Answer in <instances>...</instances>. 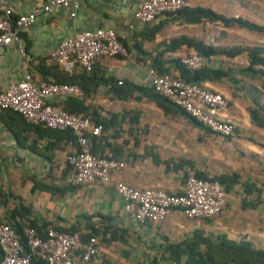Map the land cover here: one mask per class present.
I'll use <instances>...</instances> for the list:
<instances>
[{"label":"crops","instance_id":"crops-1","mask_svg":"<svg viewBox=\"0 0 264 264\" xmlns=\"http://www.w3.org/2000/svg\"><path fill=\"white\" fill-rule=\"evenodd\" d=\"M47 1L0 0V11L3 6L8 7L17 17ZM143 1L79 0L74 18L68 9L38 17L31 27L20 32L23 53L15 43L0 47V92L21 80L24 73L41 81L43 77L52 81L61 74L69 75L52 63L51 55L63 40L86 30L111 29L129 51L126 57L99 59L94 73L142 89L150 87L147 73L157 55L162 53L160 57L167 62L195 52L186 46L165 51V44L181 36L226 50L260 46L242 44L239 35L251 41L252 32L236 26L189 25L161 16L144 27L134 19L135 10ZM188 1L190 8L210 9L224 17L241 18L264 27L263 0ZM160 24L162 27L151 40L142 38L143 31ZM247 66L245 52L234 58L209 57L205 65L213 70ZM166 67L171 68L169 64ZM234 79L238 83L230 77L202 84L228 101V108L215 112V116L234 125L236 136L230 140L212 135L185 117L165 113L139 92L120 100L107 87L100 86L86 97L85 105L95 107L103 118L109 119L108 114L120 116L95 137L98 155L125 163L122 170L112 174L107 185H72L66 155L76 145L59 134L36 130L12 112H0V221L13 228L32 222L41 231L52 226L83 236L90 233L89 226L93 225L98 230V236H94L98 254L90 264H172L167 245L180 243L196 233L224 235L233 241L250 242L257 249L264 247V207L244 209L241 184L226 193L224 210L213 220L188 219L173 211L158 224L137 223L135 206H128L114 189L115 183L124 182L135 189L177 194L189 172L207 177L236 173L240 183L249 179L264 187V129L251 122L252 94L246 92L250 85L261 87L240 75ZM22 208L29 211L27 218L22 219L17 213L12 218V213Z\"/></svg>","mask_w":264,"mask_h":264},{"label":"built area","instance_id":"built-area-1","mask_svg":"<svg viewBox=\"0 0 264 264\" xmlns=\"http://www.w3.org/2000/svg\"><path fill=\"white\" fill-rule=\"evenodd\" d=\"M79 7V0H48L34 6L28 14L14 17L10 9L3 6L0 11V47L15 43L23 53L20 39L22 30L31 27L38 17L57 9L70 10L69 16L74 18ZM188 8V0H145L137 6L134 19L148 27L161 16ZM127 55L115 31L96 29L82 31L63 40L52 53L51 61L62 72L73 75L92 71L96 61L101 58ZM180 61L191 71L200 70L206 65V59L196 52L182 56ZM147 74L156 94L167 99L212 135L224 140L235 138L234 125L215 116V112L228 108V101L221 94L204 85L184 82L171 74H160L152 68ZM69 98L85 101L86 96L76 85L47 83L36 80L30 73H24L21 80L0 92V112L11 110L30 125L70 131L76 145L75 150L66 155L71 170L70 183L74 186L107 185L112 174L122 170L125 163L93 153L92 138L101 135L102 127L89 117L66 112L61 102ZM114 189L128 206H135L134 219L139 224H158L173 211H179L188 219L213 220L225 207L226 192L223 186L216 181L200 179L194 172L188 173L177 194L157 189H135L124 182L115 183ZM22 234L31 254L44 264H90L98 254L96 237L82 241L81 234L59 231L52 226L40 235L29 225L23 227ZM0 264H34L30 255L24 252L16 230L2 221Z\"/></svg>","mask_w":264,"mask_h":264},{"label":"trees","instance_id":"trees-1","mask_svg":"<svg viewBox=\"0 0 264 264\" xmlns=\"http://www.w3.org/2000/svg\"><path fill=\"white\" fill-rule=\"evenodd\" d=\"M163 17L172 18L173 20H180L181 22L189 25L205 23L220 24L225 28L236 26L252 33L264 34L263 26H259L241 18H227L206 8H188L175 14L164 15ZM161 27L162 24L152 29H146L142 33V38L151 40ZM123 45L127 52H129L126 44L123 43ZM182 46L193 49L197 54L201 55L205 59L221 55H224L228 58H234L243 52L247 54L248 66L239 70H213L209 69L208 67H204L197 71H191L182 65L180 59H171L167 62L163 61L160 57L162 53L151 60L150 68L156 70L160 74H171L184 82L197 83L200 85L206 81H219L222 79H229L230 77L234 83H238V81L234 79L236 75H240L242 78L249 77L252 80L257 79L261 81V88L250 85L247 87L246 92L252 94L250 96L252 107L249 109L251 122L257 127L264 129V47H234L232 49L226 50L207 46L202 41L181 36L165 44V51L174 52ZM166 64H169L171 68H167ZM43 81L47 83L52 82L55 84L76 85L83 90L86 97H90V95L93 94L100 86L107 87L108 91L120 100L132 98L135 92H139L143 94V96H145L148 100L154 102L157 107L163 110L165 113L180 115L203 128L196 121L186 115L182 110L170 103L167 99L156 94L151 86L142 89L127 82L118 85V82H115L112 79L98 77V75H96L93 70L90 72H80L78 75L61 74L59 78L55 77L52 81H48L45 77H43ZM61 106L66 112L70 114L89 117L96 125H101L102 130L107 129V127L111 125L113 118L120 117L116 114H108V117H110L109 119L103 118L95 107L85 105L84 101H79L74 98H69L61 102ZM5 111L14 113V117H19L23 123H26L19 114L11 110ZM26 124L34 127L36 130H43L49 134H59L64 140L75 144V138L68 130L57 131L47 129L42 126H34L28 123ZM96 140V138H92V151L94 154L98 155L95 152ZM105 157L108 158L109 156ZM195 175L196 177L203 180L216 181L220 183L226 193H228L234 186L241 184L244 193L242 207L244 209L251 210L257 208L260 205H263L264 207V187L258 186L257 183L249 179L245 180L243 183H240V176L236 173L230 175L223 174L215 177H207L200 172H195ZM16 213L22 219H26L27 215H29V211L22 208L20 211L13 212L12 218H14ZM28 225L35 228L40 235L42 234V231L37 229V227L32 222L28 223ZM14 229L20 237L24 252L30 255L32 263L44 264L29 251V248L26 245V239L22 234L23 227L18 224ZM89 229L90 233L88 235H81L82 241H87L89 236H98V230L95 229L93 225H90ZM166 252L168 253V259L170 262H172V264H264V249H257L252 245V243L247 241L242 240L237 242L230 240L224 235L204 236L200 233H196L191 238L185 239L180 243L167 245Z\"/></svg>","mask_w":264,"mask_h":264},{"label":"rangeland","instance_id":"rangeland-1","mask_svg":"<svg viewBox=\"0 0 264 264\" xmlns=\"http://www.w3.org/2000/svg\"><path fill=\"white\" fill-rule=\"evenodd\" d=\"M264 1V0H263ZM223 33V32H222ZM218 38L221 36V35H216ZM250 36L253 37L252 40H246L243 38H241L242 36L239 35V40H241L242 44H246V45H260V46H264V35H256V34H252L250 33ZM240 42V43H241ZM247 78V77H246ZM248 80H250L251 82H253L254 84L256 85H259L261 87V81L259 80H252L248 77ZM260 249H264V247H260Z\"/></svg>","mask_w":264,"mask_h":264}]
</instances>
